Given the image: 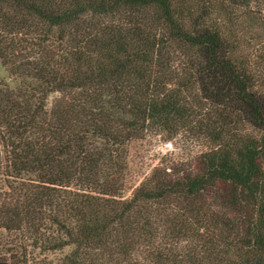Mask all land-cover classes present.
Instances as JSON below:
<instances>
[{
  "label": "trees",
  "instance_id": "16d2710c",
  "mask_svg": "<svg viewBox=\"0 0 264 264\" xmlns=\"http://www.w3.org/2000/svg\"><path fill=\"white\" fill-rule=\"evenodd\" d=\"M248 8L0 0L15 82H0V229L69 248L56 264H264L262 76L236 54ZM154 134L171 155L124 197L128 146ZM25 244L3 263L30 264Z\"/></svg>",
  "mask_w": 264,
  "mask_h": 264
},
{
  "label": "rangeland",
  "instance_id": "374dc122",
  "mask_svg": "<svg viewBox=\"0 0 264 264\" xmlns=\"http://www.w3.org/2000/svg\"><path fill=\"white\" fill-rule=\"evenodd\" d=\"M248 10H251V17L249 20L244 19L241 29L236 31V34L239 35L236 44V54L252 63L253 71L260 72L259 75L262 76L260 79L261 84L258 85L257 89L264 95V0H249ZM0 82L6 83L10 88L15 86L14 80L8 76L1 66ZM57 96L58 94L50 95L48 108ZM162 139V137L154 134L142 140H134L129 144L124 197H128L133 188L141 183L152 172L154 167L158 166L162 160L166 161L171 155L173 150L172 143L164 142ZM4 190H6L5 184L0 180V194ZM23 236H26V234ZM26 239L27 236L26 238L21 237L19 232H7L0 229V264H4L2 261L4 256L8 259L14 254L13 252L19 250V242L26 243L25 252L31 262L30 264H44L47 261L56 264L58 259L69 250V248H65L63 251L55 253L42 252L40 249L32 247L31 243L28 244ZM140 251L133 253L132 257L137 258L140 256Z\"/></svg>",
  "mask_w": 264,
  "mask_h": 264
}]
</instances>
